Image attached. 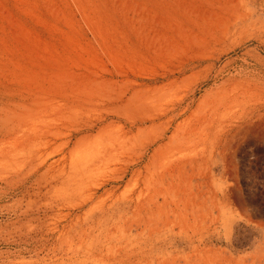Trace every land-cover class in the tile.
Masks as SVG:
<instances>
[{"label":"rangeland","instance_id":"obj_1","mask_svg":"<svg viewBox=\"0 0 264 264\" xmlns=\"http://www.w3.org/2000/svg\"><path fill=\"white\" fill-rule=\"evenodd\" d=\"M0 264H264V0H0Z\"/></svg>","mask_w":264,"mask_h":264}]
</instances>
